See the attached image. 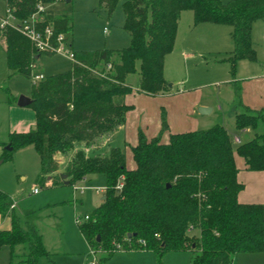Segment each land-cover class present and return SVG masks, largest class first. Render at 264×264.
<instances>
[{
  "label": "trees",
  "instance_id": "1",
  "mask_svg": "<svg viewBox=\"0 0 264 264\" xmlns=\"http://www.w3.org/2000/svg\"><path fill=\"white\" fill-rule=\"evenodd\" d=\"M73 1V0H71ZM55 0H0L17 18H28L42 4ZM111 15L118 4L124 13V30L131 37L122 49L74 51L70 71L54 74L32 85V104L36 129L11 132V151L33 146L40 156L41 180L48 177L54 186L76 185L89 175L107 179L105 200L90 219L77 226L87 242L98 252L102 264L124 250L155 252L160 261L169 252L190 251V264H234L242 253L264 251V205L241 204L235 152L249 171H264V132L235 143L222 125L206 130L171 133L165 115L161 132L148 139L138 129V142L131 148L136 168L129 170L126 149L112 148L108 155L86 157L77 151L65 168L62 179L54 175L60 168L57 154L72 152L75 144L88 145L115 132L126 123L132 107L125 97L134 91L127 82L139 74L138 91L147 96L170 93L166 81L165 59L172 53L183 11H191L195 25L213 23L232 27L234 51L226 60L235 79L241 60L257 62L252 26L264 19V0H99ZM42 26L54 24L55 33L68 34L69 14L55 9L41 13ZM7 65L12 74L32 78L31 65L37 53L23 34L3 32ZM1 45V44H0ZM111 65V70L107 66ZM235 96L243 108L235 120L238 131L258 129L264 124V109L254 111L243 104L240 82ZM8 151V150H7ZM10 152V151H9ZM10 157V155H8ZM54 175L55 177H53ZM123 187L118 190L119 182ZM12 197L0 190V215L11 218V230L0 231V247L11 249V264H39L50 257L37 227L27 224L11 209ZM131 235V236H129ZM144 241L145 243H141ZM21 247L22 251L17 249Z\"/></svg>",
  "mask_w": 264,
  "mask_h": 264
},
{
  "label": "rangeland",
  "instance_id": "2",
  "mask_svg": "<svg viewBox=\"0 0 264 264\" xmlns=\"http://www.w3.org/2000/svg\"><path fill=\"white\" fill-rule=\"evenodd\" d=\"M118 5L111 15L106 7L100 5L99 0H73L68 3L65 0L54 3L52 8L69 14L72 29L67 38L72 42L73 50H116L128 47L131 42V37L123 28L125 22L122 6ZM105 27L108 28L106 33ZM39 56L36 68L32 71L45 77L70 71L73 64L70 58L62 54ZM172 59L173 57H168L164 72L170 93L158 96L144 95L137 89L139 74H132L127 78V82L134 87L133 93L130 94L133 95L131 101L134 100L131 107L137 106L127 128L128 141L136 137V129L144 123L149 126L148 134L158 136L163 115L174 134L222 125L229 130L233 140L240 137L243 143L264 132L262 122L259 123L258 129L249 133H242L235 128L236 116L243 112V108L235 96L231 66L224 62L220 55L210 52L195 54L189 59L177 56ZM244 64L251 65L247 61ZM241 67L246 69L247 66ZM238 76L235 75L236 79H239ZM235 81L241 84V81ZM33 84L32 78L18 73L12 74L7 65L6 53L0 45V190L12 197L17 204L13 210L20 219L22 228L28 223L32 224L42 236V241L51 255L41 257L39 264H91L94 257L90 254L76 219L80 218L82 223L86 222L84 217L90 216L101 204L107 184L105 176H92L87 182L77 183V186L86 188L82 193L77 189L75 191L74 186H54L53 180L48 177L45 181L41 180L40 156L33 146L15 151L11 149L10 152L6 150V147H12L9 142L10 132H25L36 126L33 108L20 107L17 103L21 96L31 97ZM256 92L258 95L260 90ZM199 105H208L213 109L211 114L199 113ZM166 137L162 136V143ZM237 144L235 143V148ZM128 146L124 143L123 136L113 139L111 145L113 148L126 150ZM108 150L109 147L101 151L102 155H108ZM131 151H126L127 161H133ZM58 155L63 157L62 154ZM96 156H99L96 152L89 153V157ZM64 171L65 167L62 168L63 173ZM36 189L39 192L35 194ZM74 192L77 195L76 201ZM9 227L10 220H4L2 228L5 230ZM191 257L190 251L169 252L160 261L159 255L154 251L128 254L122 250L102 264H190ZM0 264H11L8 246L0 248ZM234 264H264V253L239 254Z\"/></svg>",
  "mask_w": 264,
  "mask_h": 264
},
{
  "label": "crops",
  "instance_id": "3",
  "mask_svg": "<svg viewBox=\"0 0 264 264\" xmlns=\"http://www.w3.org/2000/svg\"><path fill=\"white\" fill-rule=\"evenodd\" d=\"M223 2H227L229 0H222ZM54 4H52L49 9H55L52 8ZM118 6H121L120 4ZM6 6L4 3H0V15H3L5 13ZM59 10V9H55ZM193 13L191 11H183L180 16V22H179V27L177 31V39L174 45V48L172 50V53L167 55L165 59V64L164 67L166 66V61L168 57H173V59H176L177 57H182V58H192L195 54H204L208 53L210 54H218L224 60V62H228L226 59L230 57L231 52L234 51V41L232 38V27L229 25H219V24H213V23H202L195 25L194 20H193ZM125 20V18H124ZM107 28V27H105ZM108 31L104 32L106 33ZM252 40L254 43V48L257 50V62H250L248 60H241L237 65L238 69L236 72V75H239V79L235 77L233 80H239L241 81V85L243 87L242 91V101L245 106H247L250 109L258 110V109H264V19L262 20H257L253 26H252ZM0 44L1 47L3 48V51L6 49V42L4 41V36L3 33L0 32ZM72 49H73V44L71 42ZM126 48V47H125ZM75 51V50H74ZM6 53V51H5ZM43 53H40V55ZM48 55V54H44ZM51 56V55H50ZM53 56V55H52ZM40 56L36 58L35 62V68H36V63L38 62ZM172 59V60H173ZM171 60V61H172ZM247 61L251 65H246L244 62ZM229 63V62H228ZM230 65V64H229ZM241 66H247L246 69H242ZM166 69V67H165ZM33 73V72H32ZM173 85H171L172 87ZM260 90V92L257 95V90ZM251 91V92H250ZM256 92V93H255ZM254 93V94H252ZM133 95H127L125 97V102L128 106H133V101H131V97ZM204 107H208V105H203ZM136 105L133 107L135 109L130 110L126 113V123L123 126L118 127L115 132L108 133L103 135V137L95 139L88 145H85L84 143H77L74 146V149L72 152L64 155L63 157L57 154L56 160L58 161V164H60V168L58 171L54 174H61L64 175L62 172V168H66L68 165V162L72 159L73 155L77 151H83L86 157H89V153L91 152H96L98 153L99 156H103L102 152L105 148L109 147V152L113 148L111 147L113 143V139L116 140L117 138H120V136H123L124 138V143L126 145H129L126 151H130L134 145L137 144L138 142V129H141L144 131L146 134L147 138H153L156 137L154 134H148V125L144 123L141 127H138L136 129L137 135L130 141H128V125L132 121V117H134L133 113L136 111ZM201 105L198 106L200 108ZM211 111L213 110L210 108ZM211 111L209 114H211ZM203 115H208V114H203ZM144 126V127H143ZM161 129V126H160ZM159 129V130H160ZM170 130V128H169ZM251 128L244 129L241 131L242 133H249L251 132ZM161 131V130H160ZM159 131V132H160ZM17 132V131H14ZM27 132V131H25ZM25 132H18V133H25ZM11 133V132H10ZM168 133V135H167ZM173 133L172 130L165 132L164 138L166 137V140L164 143L166 144L169 141L170 134ZM159 134V133H158ZM231 134V133H230ZM239 138L240 142L237 144H242L241 143V138ZM130 148V149H129ZM132 152V151H131ZM105 155V154H104ZM66 156V157H65ZM133 156V154H132ZM234 158L236 159V165L238 168V182L243 185V191H241L238 195V201L241 204H263L264 205V171H249L246 169V162L245 159L241 158L236 152L234 155ZM126 162L129 170H134L136 168V162L133 161H127V152H126ZM53 176V175H52ZM92 176H98V175H89L87 178H85L84 181L81 183L87 182L89 179H91ZM62 178V177H61ZM49 179V178H48ZM66 179V176L65 178ZM80 183V182H79ZM67 185V183L65 184ZM78 185V184H76ZM68 186V185H67ZM84 187V186H81ZM76 191V190H75ZM74 195V200H77V195L75 192L73 193ZM14 200V199H13ZM104 201V197L102 198V202ZM101 202V203H102ZM15 203V202H14ZM15 203V207H16ZM15 207L13 209H15ZM98 207V206H97ZM10 220V227L7 229L2 228V222L4 220ZM11 218L10 217H2L0 215V231H9L11 230ZM85 241V240H84ZM87 243V242H86ZM88 245V244H87ZM3 247V246H2ZM1 248V247H0ZM10 248V247H9ZM22 248L19 247L17 251L21 252ZM128 254H138V253H148L149 251H142V250H123ZM120 253V252H118ZM264 253V251H262ZM262 253H249V254H262ZM10 256H11V249H10ZM114 257V255H113ZM112 257V258H113ZM192 258V257H191ZM191 261V260H190ZM16 263V262H15Z\"/></svg>",
  "mask_w": 264,
  "mask_h": 264
},
{
  "label": "built area",
  "instance_id": "4",
  "mask_svg": "<svg viewBox=\"0 0 264 264\" xmlns=\"http://www.w3.org/2000/svg\"><path fill=\"white\" fill-rule=\"evenodd\" d=\"M65 0H55L54 3L63 2ZM48 8L42 4L37 6V11L33 13L28 18L19 19L15 16L14 11L10 8L5 9V13L0 15V32L3 33L8 29H13L20 34H23L28 40H30L36 50L37 53H43L48 55L54 54H62L66 55L72 61H76V55L74 54V50L72 49L71 41L67 38V34L65 33H55L54 24H48L46 26H42L40 23L42 22L41 13L47 11ZM107 28H105V31ZM35 65H31V69L33 70ZM108 70H111V65L107 66ZM45 79L43 74H34L32 73V81L34 83H38L39 81ZM235 143H239V138L234 139ZM75 190H79L81 193L86 189L85 187L73 185ZM123 187V182L120 181L117 189L120 190ZM39 191L36 189L34 193H38ZM102 192V191H101ZM15 207V203L11 205V210ZM90 219V216H85L84 220L87 221ZM77 225L82 223L80 218L76 219ZM141 243H145L144 241H140ZM120 250H124V247L118 245ZM90 254L94 257V260L91 264H100L98 252L90 248Z\"/></svg>",
  "mask_w": 264,
  "mask_h": 264
},
{
  "label": "water",
  "instance_id": "5",
  "mask_svg": "<svg viewBox=\"0 0 264 264\" xmlns=\"http://www.w3.org/2000/svg\"><path fill=\"white\" fill-rule=\"evenodd\" d=\"M66 2L67 3L68 2H71V0H66ZM17 103H18V105L20 107L30 106L32 104V99L30 97L24 95V96H21L18 99V102ZM210 111H211V109L210 108H207V107H200L199 108V113H201V114H209ZM35 129H36V126H34L32 128V130H35ZM11 149H12V147H6V150H8V151H10ZM61 177H62V179H64L65 178V175H62ZM104 200H105V197H104ZM129 236H131V235H129Z\"/></svg>",
  "mask_w": 264,
  "mask_h": 264
}]
</instances>
